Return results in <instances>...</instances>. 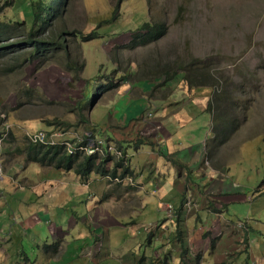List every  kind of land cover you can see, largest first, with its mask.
Wrapping results in <instances>:
<instances>
[{"label":"rangeland","instance_id":"rangeland-1","mask_svg":"<svg viewBox=\"0 0 264 264\" xmlns=\"http://www.w3.org/2000/svg\"><path fill=\"white\" fill-rule=\"evenodd\" d=\"M68 7L65 18L71 30L79 29L88 36L92 31L99 34L89 41L81 34L79 39L69 37L73 52L84 54L82 79L74 80L56 63L41 65L34 60L5 73L2 68L11 59L0 62V264H244L236 255L244 249H249L247 261L264 264V186L259 189L264 180V0H152L150 7L147 0H68ZM27 13L23 0H0L3 20L22 21ZM152 16L167 22L168 34L147 45L132 44L133 33ZM31 51L26 47L15 53L22 59ZM178 55L183 61H207L210 57L213 65L221 64L226 75L235 69L230 86L240 83L242 77L257 86L242 80L241 88H250L251 93L239 90L238 96V85L234 88V96L249 108L243 116V108L238 110L243 118L230 121L245 120L240 130L229 132L228 143L214 155L212 165L204 164L201 174L214 177L211 181L192 175V181L183 179L181 185L180 175L185 177L187 170L169 169L164 154L157 163L151 126L144 124L147 135L139 133L137 142L127 137L121 142L93 121L105 115V122L122 127L128 113L132 120H139L133 115L145 100L147 108L142 115L149 124L170 119L176 108L167 104L173 97L179 98L183 89L175 80L165 81L160 73ZM145 82L149 93L142 87ZM91 92H95L94 98H90ZM185 95L193 96L189 91ZM202 96L201 92L197 101ZM223 101L232 107L231 99ZM118 110L122 121L110 116L109 112ZM208 114V120H215ZM173 125L177 123L167 127ZM37 130L63 132L72 142H77V133L92 144L95 139L104 140L123 152L96 153L99 161L112 156L110 167L106 165L111 171L93 173L86 182L71 171L74 184L84 188L83 193L78 190L82 199L78 202L74 197L68 205H60L51 219L61 225L66 217L75 224L74 217L79 216L72 235L52 237L46 223L28 229L17 225L22 211L8 188L21 180L27 184L25 177L39 179L38 165L26 162L27 133ZM5 132L8 135L1 140ZM79 155L84 158L88 154ZM117 162L129 169L125 176ZM160 167L166 175H160ZM165 177L164 186L160 181ZM176 177L180 194L176 188L169 189ZM57 179L62 177L57 175ZM86 183L89 187L83 185ZM89 200L96 201L95 205L88 204ZM181 235L186 238V250L179 242ZM56 241L60 242L57 251L56 246L46 247ZM255 246L260 249V259Z\"/></svg>","mask_w":264,"mask_h":264},{"label":"trees","instance_id":"trees-1","mask_svg":"<svg viewBox=\"0 0 264 264\" xmlns=\"http://www.w3.org/2000/svg\"><path fill=\"white\" fill-rule=\"evenodd\" d=\"M124 1L118 0V2ZM23 2L28 13L26 15L23 14L22 21H6L0 18V62L1 64L4 63L2 61L4 58L9 57V60L11 59V62L8 61V64L2 68L3 72H13L18 68H24L27 63L39 60L41 65L59 64L72 74L74 80L82 79L86 66L84 54L73 52L69 37L79 39L81 34L82 39L89 41L96 38L99 34L96 31H92L88 36L80 32L79 29H70L65 18L69 10L68 0H23ZM147 2L149 7L152 6V0H147ZM116 7L119 9L120 4L117 3ZM117 9L115 12L118 11ZM27 17H30V20H27ZM168 32L169 26L167 22L156 20L152 16L150 21L145 22L133 33L132 44L138 42L139 45H147L161 40ZM26 47H31L32 51L20 59L21 56L15 52ZM81 48L83 52V47ZM206 57L207 54H205ZM210 59L209 57L207 61H199L197 59L183 61L179 59L178 55L173 62L166 63L168 67L161 68L162 72L160 73L161 77H165V81L167 79L178 80L179 77H182L192 88H208L211 90L206 110L208 113L213 114L215 120H212L213 136L206 140L204 164H213L214 155L218 156L220 154V147L228 143L229 136L234 131L240 130L242 122L245 121L240 120L239 123L230 121L237 120L238 117L243 118L238 112L240 108H243L242 116L249 108L246 103L243 104L234 96V88L238 85V91H235L237 96L239 95L238 93H241L239 90L248 91L247 95L251 93L250 88H241L244 80H246L248 86L251 81L253 86L257 88L252 80L249 78L243 79V77V81L241 80L240 83L230 86L229 78L231 75H235L236 70L229 69L228 75L223 74L226 70L221 68V64L213 65L214 63H211ZM159 67L157 69H160ZM241 76L243 74H239V77ZM260 92L261 90L258 88L257 93L259 94ZM91 96L94 98L95 92H91L90 98ZM223 98L231 99L232 107H229L223 101ZM54 123L49 122V125ZM142 143H146V141ZM79 154L69 155L62 145L46 146L44 144L30 143L26 150V162L38 163L41 167L74 171L84 182L88 181L93 173L107 174L111 171L110 168H106V165L110 167V163L113 162L110 154L100 161L96 154L85 155L84 158H81ZM213 166L215 168L218 167L217 165ZM116 167L117 169H124L122 163L119 162L116 163ZM128 170V168L123 170V176ZM112 175L116 176V173ZM263 186L264 180L260 183L259 189ZM179 239L182 247L186 250V238L181 235ZM59 245L60 242L56 241L53 245L47 244L46 247L56 246L54 251H57Z\"/></svg>","mask_w":264,"mask_h":264},{"label":"crops","instance_id":"crops-1","mask_svg":"<svg viewBox=\"0 0 264 264\" xmlns=\"http://www.w3.org/2000/svg\"><path fill=\"white\" fill-rule=\"evenodd\" d=\"M175 81L181 84V88L183 90L180 92V94L183 93V97L178 94L179 98L173 97V102L167 104H175L174 109L176 108V110L169 115L170 119L168 120H160L157 122H151L150 124L149 122H147L148 120H144L142 111L147 108L145 100L141 101V104L136 107L137 110L133 115L134 118H137L139 120H132V118L129 116L130 113H128V115H126V119L128 121H123L122 123H124L125 125L122 127L113 126L111 121L105 122V115L99 119L95 118L93 121L96 123L98 122L100 128L104 129V131L109 133L110 136L112 135L115 140H119L121 142L126 141V137L128 138L127 140H133L134 142H137L136 136L139 133L143 136L147 135L145 133V129L142 127L145 125L151 126V128L155 130V133L151 134V140L152 142L157 144V146L153 149V151H155V154L157 155V163L159 157H161V154H164V156L166 157L164 165L169 169L178 171V168L180 169V167L185 168L187 170L185 177H181L180 175L181 182H179L181 185H183V179L192 181V175H195L196 178L204 177L202 176L204 174H201V171L204 166L206 140L211 136L210 132H212V120H208L209 118H206L209 115L206 109L210 90L208 92H203L200 90V88H192L188 85L187 87H185L187 83L185 84V81L183 79ZM182 83L184 85H182ZM135 87L141 88L137 85H135ZM142 87H146V89H148L147 92H150V86L147 85V82L143 83ZM187 91L191 92V95H193L194 97H185V92ZM125 92H128V88L125 90ZM201 92L203 96L200 97V101H197V99L199 98L198 96ZM118 104L119 103L116 102V105ZM109 113L114 120H121L120 110H118L117 112ZM164 116H166V114H164ZM171 118H173L174 120H171ZM173 122L177 123V125H173L172 127L168 128L167 126H169V124ZM163 123H165L166 126H164ZM152 126H154L155 128ZM209 126L210 130L208 129L206 131V128H209ZM126 127H129L127 134H125ZM117 129H120L122 134L116 133V131H118ZM35 164L38 165V169L40 171L39 179L37 181L25 177L23 180H25L27 184L21 183V180L20 182H17L18 184H16L15 187H13V184H10L11 186L10 188H8L10 192H14L12 193V195H15L19 203L18 208L22 211V218L19 219L17 225L20 228L28 229L32 226L35 227L46 223L47 232L48 234L52 235V237L61 235L64 236L67 234L72 235L76 230L79 216L77 218L74 217L75 224L72 223V220L70 218L67 219L66 217H64V219H62L60 222L61 225H57L51 218L54 216V211L62 207L60 205H68L75 198L78 200V202H80L82 196L80 195L78 190L83 193L84 188L74 184L72 179L69 177V175L72 176L74 174L71 171L65 172L63 170H57L51 167L42 168L38 163ZM160 168V175H166V173L163 172V168ZM57 175L61 176L62 180L57 179ZM204 178L205 180L207 179L211 181L214 177H210L208 175ZM166 180V177L164 179L162 178L160 184H163L165 186L167 184ZM168 180H171V177L168 178ZM178 181L179 180L177 179V177L173 178L174 185H169V189L172 187L176 188L178 194H180L182 190L177 184ZM83 185L85 187H89L90 184L86 183ZM163 185L159 187L163 188ZM224 186L230 188L233 187L231 184H224ZM87 203L95 205L96 201L89 200ZM57 206L60 207L56 208ZM95 217L96 219H98V214H96ZM101 229L102 227L100 226L97 228V230L100 231ZM230 240H232V238ZM234 241H236V239ZM179 242L181 243V241ZM256 250L258 256V254L260 253V249L257 247ZM248 251L249 249L237 251V258L240 261H243L244 264H254L250 261H247L245 258V252ZM258 259H260L259 256Z\"/></svg>","mask_w":264,"mask_h":264},{"label":"built area","instance_id":"built-area-1","mask_svg":"<svg viewBox=\"0 0 264 264\" xmlns=\"http://www.w3.org/2000/svg\"><path fill=\"white\" fill-rule=\"evenodd\" d=\"M9 128L10 126L8 125L7 129L9 130ZM7 135L8 132H5L1 140H3ZM27 136L30 143L32 144H44L48 146L62 145L65 147L69 155H74L81 152H84L88 155H92L99 152L105 153V151H109L112 149L114 150L115 154L122 155L123 153L121 150H117L116 148H113L109 144H106L104 140L95 139L94 144H92L86 141L84 135L80 136L77 133L75 134V138L77 139V142H72L71 139L66 137L65 133L54 130H37L33 132H28ZM1 173H2V169L0 167V175Z\"/></svg>","mask_w":264,"mask_h":264},{"label":"bare ground","instance_id":"bare-ground-1","mask_svg":"<svg viewBox=\"0 0 264 264\" xmlns=\"http://www.w3.org/2000/svg\"><path fill=\"white\" fill-rule=\"evenodd\" d=\"M46 146H48V145H46ZM52 146H56V145H52ZM67 151V150H66ZM1 167V166H0ZM2 169V168H1ZM1 176V175H0Z\"/></svg>","mask_w":264,"mask_h":264},{"label":"clouds","instance_id":"clouds-1","mask_svg":"<svg viewBox=\"0 0 264 264\" xmlns=\"http://www.w3.org/2000/svg\"><path fill=\"white\" fill-rule=\"evenodd\" d=\"M2 177V176H1Z\"/></svg>","mask_w":264,"mask_h":264}]
</instances>
